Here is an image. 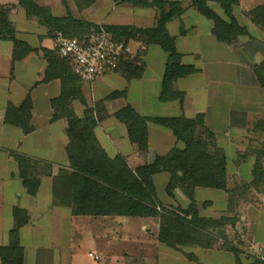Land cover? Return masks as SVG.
Segmentation results:
<instances>
[{"label": "crops", "instance_id": "obj_1", "mask_svg": "<svg viewBox=\"0 0 264 264\" xmlns=\"http://www.w3.org/2000/svg\"><path fill=\"white\" fill-rule=\"evenodd\" d=\"M35 1L48 7L55 16L70 13L99 25L151 28L158 18L156 7L115 0H95L85 7L76 0ZM178 1L185 10L168 23V29L176 38L182 63L197 69L174 82V91L182 93L183 100L161 99L168 54L159 45L150 44L141 58L142 77L129 80L121 72H113L92 83L83 82L87 103L95 112H106L95 128L97 139L111 158L120 154L132 167H137L153 162L157 155L167 154L174 146L182 144L170 129L148 121L149 147L140 150L130 141L126 124L115 117L118 109L130 104L145 117L184 115L193 118L203 114L205 127L214 134L212 139L208 138L210 150H223L229 162L227 178L241 175L243 161H251L252 151L247 147L263 145L260 136L254 139L252 135L264 134V87L254 69L264 61V8L256 10L264 6V0H253L252 7L241 5L239 0L233 14L247 31L230 41L217 38L213 21L200 14L191 0ZM209 5L224 16L219 4L210 1ZM0 6L8 8V17L18 38L35 48H55L54 36L48 35L47 27L36 17L27 15L19 0H0ZM130 45L135 52L140 46L136 41H131ZM46 67L47 59L42 53L32 52L13 62V43L0 39V248L10 244V230L16 222L14 211L20 208L26 211L20 217H28L19 229L24 264H85V261L89 264H248L254 260L246 250L252 245L264 247V195L258 201L238 205L236 227L227 229L230 247L218 241L168 246L159 241L158 228L154 234L150 226L153 220L149 218L74 217L71 207L59 203L53 190L54 176L60 169L69 167L68 137L67 123L63 118L53 119L51 103L61 93V80L43 82ZM120 80L125 82L123 87L113 88L112 83ZM131 81H139L136 103L128 100ZM117 90L126 94L107 98ZM28 95L33 104L31 124L34 129L25 133L5 117L9 104L20 106ZM72 107L78 116H83L84 105L79 100H74ZM198 135H202V129L198 130ZM16 154L41 163L37 172L33 170L35 177L41 180L36 194L29 193L24 185ZM240 162L242 165L237 167ZM245 165L251 171L249 164ZM167 176V172L157 173L155 183L166 181ZM194 194L204 216L227 215L229 196L225 190L198 186ZM120 241L129 243L132 248L113 253L114 243ZM231 247L238 249L239 255ZM90 253L98 255L99 259Z\"/></svg>", "mask_w": 264, "mask_h": 264}, {"label": "trees", "instance_id": "obj_2", "mask_svg": "<svg viewBox=\"0 0 264 264\" xmlns=\"http://www.w3.org/2000/svg\"><path fill=\"white\" fill-rule=\"evenodd\" d=\"M95 0H76L82 7L91 5ZM134 5L153 6L158 10L157 23L151 28H140L134 25H99L72 14L55 16L51 10L38 4L35 0H19L27 15L36 17L39 23L48 29L49 36L62 32L70 37L84 38L92 31L104 28L112 33L117 41H136L139 48L136 62H125L118 72L127 79H138L144 73L141 58L146 46L159 45L167 54V62L162 80V100L174 98L183 100V94L174 91L173 85L179 78L197 72L192 65L181 61V54L176 47V38L171 35L168 23L180 17L185 8L178 0H115ZM216 2L223 9L226 18L219 15L209 2ZM239 0H191V5L207 19L213 21V33L221 41H230L234 36L247 31L233 14ZM257 7L256 10L263 9ZM184 33V30L181 31ZM0 39L13 43V62L22 59L32 52L42 53L47 59V67L43 82L53 79L61 80V93L52 99L53 119H65L67 123V154L69 167L60 169L54 176L53 190L59 203L71 207L74 217L78 216H129L134 218H160L158 239L162 243L177 247L187 243L211 244L202 241L205 231L210 227L223 226L225 218H211L200 214L194 198L195 188L211 187L227 192V159L224 154L210 151V140L214 134L205 127L204 115L198 114L189 118L180 116L145 117L128 104L115 112V117L126 124L129 139L136 143L140 150L149 147L148 121L170 129L183 146H174L167 154L157 155L151 163L132 167L120 154L111 158L100 145L95 128L101 118L96 115L93 106L86 101L83 92V81L74 73L72 64L62 57L56 48H35L28 42L18 38L13 23L8 17V8L0 6ZM255 74L264 87V61L255 66ZM125 91H115L108 99L125 95ZM79 100L84 105L83 116L80 117L72 107V102ZM32 99L28 95L20 106L9 104L6 110V121L20 126L25 133L33 131L31 124ZM202 129V135L198 130ZM208 135L207 138L204 135ZM20 175L28 192L36 194L40 178L35 177L41 163L24 155L16 154ZM51 168L49 165H47ZM159 172L170 175L167 192L172 196L175 187H179L187 195L190 203L186 207H178L179 212L165 210L159 212L162 205L154 176ZM256 172V171H255ZM51 174V173H50ZM262 174L256 172L254 184H258ZM25 210L15 208V226L10 230V244L0 248L2 264H24V248L20 243L19 229L28 217L22 216ZM236 255L239 250L231 247ZM242 264V263H238ZM248 264H264V260L254 258Z\"/></svg>", "mask_w": 264, "mask_h": 264}, {"label": "rangeland", "instance_id": "obj_3", "mask_svg": "<svg viewBox=\"0 0 264 264\" xmlns=\"http://www.w3.org/2000/svg\"><path fill=\"white\" fill-rule=\"evenodd\" d=\"M241 5L246 6V7H252L254 5V3H253V0H241ZM239 8L240 7H237L238 11H239ZM222 11H223V9H222ZM224 17L226 18L225 13H224ZM174 29L175 28H172V31H174ZM132 50L135 54L137 53V52H135L134 49H132ZM109 74H111V73H109ZM109 74H106L104 76H107ZM123 83H125V82L120 80L117 82H113L112 86H113V88L115 87L117 89H121L123 87ZM130 84H131L129 86L130 96H128V100L136 103V101L138 100L137 97L139 96V93H140L139 81H131ZM150 100L153 102L154 99L151 97ZM98 108H100V103H99V105L97 104V109ZM102 111L101 110H100V112L96 111V115L101 119L104 116H106V112L105 111L102 112ZM207 136L208 135L206 134V137ZM252 136L254 139H257L256 136H258V137L260 136L261 138H259V139L262 141L263 145H259L258 148H252L250 146L247 147V150L249 152L252 151L250 153L251 161H243V167L244 168H243V170H241V175H237L234 177L227 178V187L231 190V192L226 191L228 193V196H229V199H228L229 200V204H228L229 207L227 210H225L227 215L223 214L220 217H216V219L225 218L226 219L225 223L223 226L210 227L208 229V231H205L206 236L203 235L202 241L208 242V240L212 238V240H213L212 242H215V241L222 242L225 246L230 247L231 241H230L229 235L227 234V229L228 228L234 229L236 227L237 220L239 219V215L237 213V211H239V210H237L238 205L240 203L246 204V203H248V201H252V202L258 201L260 196L264 195V177H262V180L257 185L254 184L257 170H258V174H262L264 176V153H263L264 152V134L256 133ZM252 136H251V138H252ZM181 146H183V144ZM256 146H258V145H256ZM211 152L218 153V154L222 153L225 155V152L221 149L220 150L216 149L215 151H211ZM228 163L229 162L227 161V165H228ZM232 163H234V162H232ZM241 163L242 162H240L237 167L242 165ZM245 164H249L251 171H248V169L246 167L247 165H245ZM227 165H226V169H227ZM230 168L232 169L233 166H231ZM167 177H168V179L166 181H163L162 183L160 181H157V184H156L159 197L161 199H164L163 201L161 200L162 205L158 206L157 209L161 213H165L166 212L165 210H170V211H174V212L178 213L179 212L178 207L179 206L180 207H186L190 203V200L187 197V195L183 192V190L180 189L179 187L174 188V190L172 191L173 192L172 196L169 195L167 192V186L169 184L170 175ZM194 198H195V194H194ZM196 205H197V203H196ZM206 206H207V202H205V204H204L205 208H206ZM197 208H198V206H197ZM198 210H199V208H198ZM199 212L201 214L200 210H199ZM206 217L215 218L212 216H206ZM151 219L153 221H152V224H150V226L151 225L153 226L152 229L155 230V232H154V234H155L156 228H158V230H159V227H160V218H149L150 221H151ZM156 224L158 225V227H156ZM157 233H158V231H157ZM230 234H233V233H230ZM128 244L129 243H127L125 241L116 242V243H114V247L112 248V250H113L112 252L113 253H119L123 249L132 248L131 245H128ZM85 264H89V262L85 261ZM108 264H116V263L115 262H109Z\"/></svg>", "mask_w": 264, "mask_h": 264}, {"label": "built area", "instance_id": "obj_4", "mask_svg": "<svg viewBox=\"0 0 264 264\" xmlns=\"http://www.w3.org/2000/svg\"><path fill=\"white\" fill-rule=\"evenodd\" d=\"M55 48L72 64L74 73L86 83H92L106 74L118 72L127 61H136L130 43L117 41L104 28L92 31L84 38L70 37L62 32L54 36ZM246 254L264 260V247L252 245ZM90 256L99 259L98 255Z\"/></svg>", "mask_w": 264, "mask_h": 264}]
</instances>
